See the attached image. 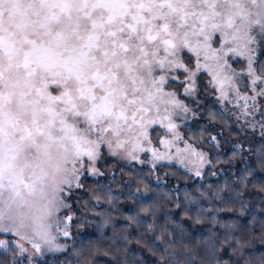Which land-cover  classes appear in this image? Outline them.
Wrapping results in <instances>:
<instances>
[{"label":"snow or ice","instance_id":"1","mask_svg":"<svg viewBox=\"0 0 264 264\" xmlns=\"http://www.w3.org/2000/svg\"><path fill=\"white\" fill-rule=\"evenodd\" d=\"M262 45L264 0H0V235L16 237L0 246L62 248L57 236L71 235L72 216L60 213L70 211L84 172L98 171L102 150L172 158L175 120L190 111L172 90L181 76L187 94L198 76L210 75L221 98L234 92L249 115L256 97L241 92L248 83L237 82L242 74L230 60L247 61L254 90L264 84L254 67ZM153 125L167 135L161 139ZM176 153L202 174L206 154L192 145ZM210 195L215 201L219 193ZM165 264L192 260L169 252Z\"/></svg>","mask_w":264,"mask_h":264},{"label":"trees","instance_id":"2","mask_svg":"<svg viewBox=\"0 0 264 264\" xmlns=\"http://www.w3.org/2000/svg\"><path fill=\"white\" fill-rule=\"evenodd\" d=\"M261 65L264 45L255 60L264 75ZM233 69L242 74L238 83H248L241 91L250 92L240 59H233ZM172 90L190 109L177 118L180 130L208 153L210 164L196 176L174 166L103 160L99 176L82 181V205L70 204L69 231L77 228L81 238L68 264H165L169 252L181 261L191 257L192 264H258L264 257V108L238 117L206 73L190 93L178 81ZM217 193L213 201L210 194ZM0 264L52 263L0 246Z\"/></svg>","mask_w":264,"mask_h":264},{"label":"rangeland","instance_id":"3","mask_svg":"<svg viewBox=\"0 0 264 264\" xmlns=\"http://www.w3.org/2000/svg\"><path fill=\"white\" fill-rule=\"evenodd\" d=\"M256 57H257V49H256L255 60H256ZM233 59H235V58H233ZM233 59L230 60V64H231L232 68H233ZM236 59H240L241 60L243 68H245L244 72L248 76L249 81H250V85H251L250 92H242V91L241 92L243 94L248 95V96H255L256 97V99H255V107L254 108L252 106L253 105V101H251V100L248 101V105H249L248 111L256 113V112L260 111L262 108H264V98H262L261 96L257 95V93H259L261 91H264V84H261L259 81H257V84H256V86H255V88L253 90V86L251 84V80L253 79V77L248 75V73H247V61L244 58H242V57H236ZM254 67H255V62H254ZM175 74L179 75V73H175ZM257 75H259V74L257 73ZM182 81L184 82L183 83L184 87H186L187 86V82L185 80V76L183 78H181L180 81H178V84H180ZM211 81H212V78H211ZM212 83H213L214 87L218 90L219 97L221 98L218 87L215 86L214 81H212ZM234 97H235V93L234 92H230L229 93V98L228 99L221 98V101L223 103L225 101H227L229 103V108L231 106V107H234L235 109H237V111L239 113H236V115L238 117L240 116V118H243L245 115L242 114L241 105L244 103V101L242 100V98H234ZM185 114H190V111H188ZM175 122L178 125V132L180 134V139H177L174 142V146L171 149H169V152L171 153L172 158L153 160L150 153L147 154V155H145L144 153H140L139 154L140 159L132 160L127 155L115 154V153H112V152H107V151L102 150L101 157L98 158L94 162V166H95L96 169H98V171L96 173H93L91 171V167H89V169L86 172H84V174L80 177V184L82 185V187H75L74 186L72 188L71 191H72L73 195H72V197L70 199L67 200V203L69 205L70 204H72V205L76 204L77 206H81L82 205V197H83V193L85 191V190H83L84 189V184L82 183V181L85 180V182H87V181H89V179H92L94 177L99 176V174H100V163L103 160L108 159V158H113V159L115 158V159H118V160H121V161H126L128 163L136 162V163H140L141 165H147V166H150V167H157V166H160V165H166V166H170V167L174 166V167H177V168H179V169H181V170H183V171H185V172H187L189 174L196 175L197 166L192 164L190 161H186L185 163H181L180 156L176 153V148L177 147H179L181 149H184V148L187 147V145H192V148L194 150L200 151V152L206 154V161L207 162L204 163L203 165L199 166V168H198V170L203 174L205 169L207 168V166L210 164L208 153L206 151H204L203 149L197 147L191 141L187 140L184 137L182 131L180 130V124H179L178 120L176 119ZM153 128H157L159 130L161 139H163V137L165 135H167V132L163 128V126L153 125ZM150 132H151V129H150ZM169 139H171V136H169ZM153 144H155L156 147L159 148L161 152L164 151L163 146L157 143V139H156L155 136H153ZM141 161H143V163H141ZM196 176H198V175H196ZM80 190L82 191L81 194H80ZM97 190H99V189H97ZM86 196L88 198L91 197V195H88V194ZM96 196H98L100 198V193L97 192ZM91 198H94V197L92 196ZM64 213H65L64 211H61L60 216L63 217L65 215H68L69 213H70L69 215L73 216V214H74L72 210L69 213H67V214H64ZM69 228H70V225H69ZM69 228H68V230H69ZM3 236H11V237H13L14 240L16 239L14 234L0 235V239H4V238H2ZM80 238H81V236H80L79 230L77 228H76V231L73 232V234H71L68 237H64L63 235H58L57 236V242L59 244H62L63 247L60 248V249H52V250H49L47 247H45L43 249V251H42V254L40 252L33 253L32 248H31V244L23 242V241L22 242L25 243V248L28 249L27 253L30 256H32L33 258L43 259L45 261L51 262L52 264H68L67 261H69V260L72 261V262L74 261L73 260V252H74L75 244L78 241V239H80Z\"/></svg>","mask_w":264,"mask_h":264}]
</instances>
